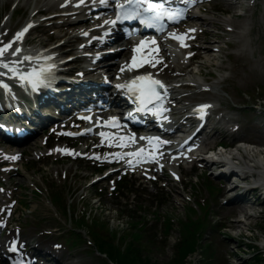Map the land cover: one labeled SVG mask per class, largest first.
Returning <instances> with one entry per match:
<instances>
[{"label":"rangeland","instance_id":"1","mask_svg":"<svg viewBox=\"0 0 264 264\" xmlns=\"http://www.w3.org/2000/svg\"><path fill=\"white\" fill-rule=\"evenodd\" d=\"M217 4H222V2L216 0L214 4H210L206 8L208 10H211L212 8H215ZM234 5L235 4H229L230 7H233ZM11 10L12 7L10 6H6L4 8L0 7V22L4 15L12 13ZM244 11L245 14L241 16L233 12L228 17L227 23L223 22V19L225 17L219 14L215 15V18H211L214 21V24L211 23L210 25H207V28L210 32V34L207 36V39L209 41H207V39L203 35L202 39L206 40L204 46L210 45L220 48L219 51L215 52V55L218 56L217 60L215 61L214 65L207 70H210V73L212 74H214L216 70H221V72L225 75L223 78L228 77L221 84V86H223L224 90L228 94L225 95V97H222V100L221 97L215 98V102L217 104H219V101H221L220 113H223L226 116L239 117L240 121L247 120V117H252L253 121L256 120V122L260 123V125L262 126V123H264V117L262 118V120L261 117L256 116L255 109H249L250 107L248 106H252L251 104L253 103L254 105H256L255 108H257V103H260L258 101V98H261V102H263V104H261L259 107H262L264 109V0H247V6L245 7ZM27 17L28 16L23 18L22 15H13L12 19L9 17L7 22L3 21L4 24L6 23L5 25H3V23H0V27L3 25L2 28H4L2 31H0V40L5 35H8L9 37L11 34V30H13V33L18 30L25 23V19ZM228 24H231L234 27V30H225L226 27L228 28ZM51 30L52 29L43 30V33H40L39 35L44 40V34H50ZM56 32H59V29H57ZM36 36V34L31 36L30 41ZM69 39H71L70 36L65 38V40ZM15 45L16 43H13L12 47H14ZM228 45H232V47L228 48ZM232 50H235L236 54H231ZM230 59L232 60L231 62H229ZM242 62L243 64H241ZM223 65L226 67L225 70L227 72L222 71L224 69ZM213 82L214 80H211L209 83L211 84ZM256 87L260 89H257ZM237 96L241 97V100ZM207 97L208 94H200L195 95L190 100H197ZM241 101L249 105H243ZM252 151H258V149L255 147L253 148V150H251V152ZM231 153L237 154L238 151L233 150ZM242 153L245 154V152L243 151ZM38 166L42 168L41 164H38ZM55 168V165L49 164L47 167V171L40 173H31V177L37 181V184L42 186L41 179H44V176L46 175H50L53 179L52 181L54 182H51L48 179L46 180V183H57L59 184V187L66 192L69 190H73L69 187L70 182L73 186H78V190L76 193L77 199H74V202L78 207L81 208L83 206L82 201H80V196L83 195L85 197H88L98 190L90 187L88 182L85 180H79L78 177L73 178L76 172L79 176H83L89 173L85 162L73 165L66 164L59 169ZM42 169L44 170V168ZM68 169H70V172L67 173L65 177L64 173L67 172ZM179 186L180 189L179 193L177 194L173 193L171 188H165V190L169 193L171 200H168L166 206L162 204L160 207V216L162 219H164L165 217H173L175 219V229L171 232L169 240H167L163 244V249L156 250L154 248L150 253V256L148 255L149 257H152L154 262H158L160 264H171V261L177 256L176 247L174 246L175 242L180 238V230L182 229L183 222L189 220V217H191L189 208L188 206H186L187 203H184L182 201L183 195H187L191 187L189 186L186 191H184L182 190V186L180 184ZM101 187H104V185L102 184ZM142 188L145 192L148 193L147 198L143 196L132 198V200L128 203L129 205H131L130 208L126 207L127 202L125 200L120 201V198H118L117 196L113 197L110 196V194H107L104 197V200H100V202L98 201V199H93L91 203L95 208L90 207V209H96L97 211H99V215L103 216L106 219V222L108 223L107 227L110 226L115 231L129 229L130 226H134L132 221L142 217L141 213L139 214L131 208L142 206V208L145 210H142L141 212L147 214L148 218H151L155 214L156 207L161 204V201L155 196L158 188L156 184L144 181ZM26 193V195L31 198L29 193ZM195 193L200 198V202L213 203V210L217 212L216 214L219 215V219L222 221V218L225 217V214L214 209V204H218L222 200H212L211 194L203 185L199 186ZM146 204H148V206H146ZM34 207H37V210L40 212V214L43 216L46 215V217L51 221L62 223V227H64V229L71 227L69 223L64 221V219L56 218L55 213L50 211L52 209V206L50 205L49 200L45 198V194L35 199L34 203L28 206V208ZM251 207L255 212H259V210L261 209L264 211V204L253 205ZM130 212L132 213V216H136L135 219L127 216ZM40 214L39 216H37V218L41 217ZM239 217L242 218V215H238V218ZM26 218L27 217L25 212H22L20 215H16V219L21 222H24ZM213 218L214 215H211L208 219L212 220ZM215 219L218 218L215 217ZM245 219L247 220L249 225L241 224L237 221H235V223L233 221L234 218L231 219L230 223L235 224L233 226L239 225V228H241L240 230L242 232H245V229L249 228L246 229V232L252 238H247L246 240L255 242H247L248 244H252V247L243 246L241 243H236L235 241H232L233 243L231 247H229V244H231L229 238L223 236V233H226L228 231L223 230V232L215 231L214 233H212L210 239L215 245L213 246L214 250L219 254L220 260L218 261V264H246V261H250L251 264H264V251L263 248L260 247L262 246V241L264 240V213H259L257 216H249ZM177 224L179 226H177ZM226 225L228 224L226 223ZM243 226L244 229L242 228ZM132 230L133 228L130 229V231ZM235 232H238V230H236ZM205 245L206 243L203 244L204 247ZM80 253H82L80 257V264H97V262H99V259L94 256L90 249L86 248L85 251L80 250ZM198 253L199 252L192 255L187 260L186 264H197L199 262V259L201 258ZM225 254L227 256H225ZM202 263L203 261H201L200 264Z\"/></svg>","mask_w":264,"mask_h":264},{"label":"snow or ice","instance_id":"2","mask_svg":"<svg viewBox=\"0 0 264 264\" xmlns=\"http://www.w3.org/2000/svg\"><path fill=\"white\" fill-rule=\"evenodd\" d=\"M83 2V0H81ZM101 3L107 6L108 0H100ZM168 0H162L161 3H154L153 0H125V3H117L116 7L119 9L120 14L117 16L116 20L112 21L113 24L117 22H122L123 20H132L140 19L142 24H146L148 27H157L161 24L164 18L172 19L175 16L181 15L180 10H173L170 6H166ZM31 27V25H29ZM27 31L25 28L22 32L17 34V37H22L24 32ZM194 31V30H190ZM177 39H182V37H176ZM144 42L141 41V44ZM11 43L6 45L4 48H0V57L4 55L5 49L10 48ZM139 50V49H137ZM20 49H15L13 54L18 53ZM27 59V58H26ZM136 64V58L133 57V67H138ZM0 67L8 68L14 74L17 73V69L10 67L8 63H4L3 60H0ZM46 71L50 69H41L39 71L33 70L32 73L28 75L20 74V78L31 82L32 87L38 88L40 85L47 86L48 77L45 75ZM6 87V86H5ZM118 88L127 87L129 91L134 92L137 95L139 102L144 105L146 103H152L154 101H159L161 93L159 89L163 88L164 85L161 81L152 79L151 75L138 76L130 81L127 85L121 84L117 85ZM209 107L208 105H201L200 108L204 109ZM115 119V118H114ZM104 133H101V136H104ZM159 140V138H155ZM167 143V141H164ZM142 151V150H141ZM129 155L139 156L140 153H130ZM18 158V157H14Z\"/></svg>","mask_w":264,"mask_h":264},{"label":"bare ground","instance_id":"3","mask_svg":"<svg viewBox=\"0 0 264 264\" xmlns=\"http://www.w3.org/2000/svg\"><path fill=\"white\" fill-rule=\"evenodd\" d=\"M71 1L72 0H60L59 6L62 5V4H67V3L71 2ZM63 27H64V25H63ZM209 49H210V47L207 48L206 51H209ZM197 84H201V83H199L197 81ZM212 88L213 89H216L215 86L212 87ZM204 91H207V89L205 88ZM17 92H18V90L16 89V87H14L13 89L10 90V93L8 92V94H6L4 96L3 100H8L10 102L16 101L17 99H16L15 95H16ZM84 94L90 95V92L89 91H86V92H83L81 94H76V95L75 94H71V95L68 96V98L71 99V100L77 101L80 98L85 97ZM179 111H181V110H179ZM38 118H39L38 116H33L32 117V119H38ZM228 120L229 121H233L234 118L229 117ZM249 129L252 130V131H254V132H256V133H260L258 131V126H257L256 123H255V125H253V127L250 126ZM252 134H254V133H252ZM255 137H259V136L256 135ZM256 142H260L261 143L262 141H260V140L257 139ZM91 148L92 147L90 145H88L87 150H89V149L91 150ZM92 149H94V147ZM261 149H262V151H261ZM86 152H88V151H86L84 149L77 151L76 152L77 153V157H82ZM244 152H245V154H242V152H240L239 155H238V157L241 158L242 163L244 165H247V166L251 167V169H253L251 172H256L261 178H264V150H263V148H260L259 149V152H255V151L250 152L248 149H245ZM116 154L117 153L106 154L103 157L104 158H109V157L115 156ZM115 158H116V161L122 159V157H117V156L114 157V159ZM129 163H130V161L127 162V165ZM173 187H175V186H173ZM224 192H227V190H225ZM239 211H240L239 208L233 207V208H231L229 210V213L232 214L233 216H236ZM53 235L55 236V234H53ZM33 254L36 255V256H42L44 258L47 257L48 259H50L51 261H53L54 264H60L58 262V260H57L58 259L57 251H54V250H52L50 248H47V247H44V246H42L39 243H35V246L33 248ZM60 254H61V257L60 258L62 260V258L64 257V255L62 253H60Z\"/></svg>","mask_w":264,"mask_h":264}]
</instances>
